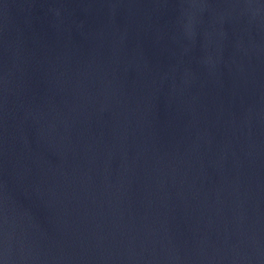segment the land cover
Returning a JSON list of instances; mask_svg holds the SVG:
<instances>
[{
	"label": "water",
	"instance_id": "obj_1",
	"mask_svg": "<svg viewBox=\"0 0 264 264\" xmlns=\"http://www.w3.org/2000/svg\"><path fill=\"white\" fill-rule=\"evenodd\" d=\"M0 264H264V0H0Z\"/></svg>",
	"mask_w": 264,
	"mask_h": 264
}]
</instances>
